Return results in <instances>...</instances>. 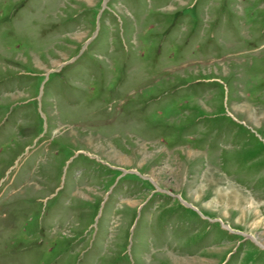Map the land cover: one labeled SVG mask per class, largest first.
Listing matches in <instances>:
<instances>
[{
  "label": "rangeland",
  "instance_id": "1",
  "mask_svg": "<svg viewBox=\"0 0 264 264\" xmlns=\"http://www.w3.org/2000/svg\"><path fill=\"white\" fill-rule=\"evenodd\" d=\"M0 264H264V0H0Z\"/></svg>",
  "mask_w": 264,
  "mask_h": 264
},
{
  "label": "bare ground",
  "instance_id": "2",
  "mask_svg": "<svg viewBox=\"0 0 264 264\" xmlns=\"http://www.w3.org/2000/svg\"><path fill=\"white\" fill-rule=\"evenodd\" d=\"M251 116V115H250ZM252 117V116H251ZM252 121V120H251ZM236 201V200H235ZM255 206H251V209H254ZM256 214V213H255Z\"/></svg>",
  "mask_w": 264,
  "mask_h": 264
}]
</instances>
